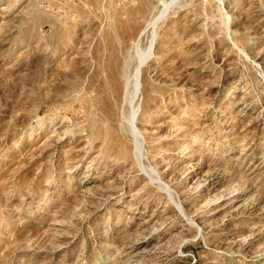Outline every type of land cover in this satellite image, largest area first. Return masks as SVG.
Masks as SVG:
<instances>
[{"label":"rangeland","instance_id":"374dc122","mask_svg":"<svg viewBox=\"0 0 264 264\" xmlns=\"http://www.w3.org/2000/svg\"><path fill=\"white\" fill-rule=\"evenodd\" d=\"M0 264H264V0H0Z\"/></svg>","mask_w":264,"mask_h":264},{"label":"bare ground","instance_id":"6f19581e","mask_svg":"<svg viewBox=\"0 0 264 264\" xmlns=\"http://www.w3.org/2000/svg\"><path fill=\"white\" fill-rule=\"evenodd\" d=\"M32 78V77H31Z\"/></svg>","mask_w":264,"mask_h":264}]
</instances>
